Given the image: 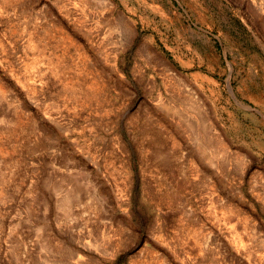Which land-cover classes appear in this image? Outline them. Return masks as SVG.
<instances>
[{"label":"rangeland","instance_id":"rangeland-1","mask_svg":"<svg viewBox=\"0 0 264 264\" xmlns=\"http://www.w3.org/2000/svg\"><path fill=\"white\" fill-rule=\"evenodd\" d=\"M0 264H264V0H0Z\"/></svg>","mask_w":264,"mask_h":264}]
</instances>
